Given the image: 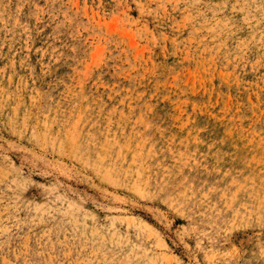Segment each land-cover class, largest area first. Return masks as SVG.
<instances>
[{"label":"rangeland","instance_id":"1","mask_svg":"<svg viewBox=\"0 0 264 264\" xmlns=\"http://www.w3.org/2000/svg\"><path fill=\"white\" fill-rule=\"evenodd\" d=\"M0 264H264V0H0Z\"/></svg>","mask_w":264,"mask_h":264}]
</instances>
